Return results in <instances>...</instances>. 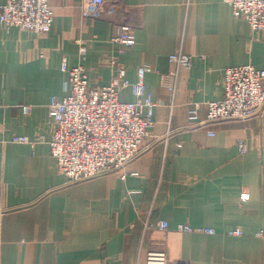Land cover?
I'll use <instances>...</instances> for the list:
<instances>
[{
	"label": "crops",
	"instance_id": "crops-1",
	"mask_svg": "<svg viewBox=\"0 0 264 264\" xmlns=\"http://www.w3.org/2000/svg\"><path fill=\"white\" fill-rule=\"evenodd\" d=\"M50 4L47 33L0 24V264H146L150 250L176 264H264V115L207 118L227 67L264 68V31L236 18L227 0H124L113 18L85 16L82 0ZM123 24L136 35L129 49L112 40ZM178 52L191 55V66L166 79ZM108 57L134 82L140 66L151 68L152 136L126 176L72 182L51 150L49 104L67 92L65 64L82 62L90 86L109 85ZM120 98L137 99L130 89ZM157 220L169 228L147 227ZM181 223L216 233L179 231Z\"/></svg>",
	"mask_w": 264,
	"mask_h": 264
},
{
	"label": "built area",
	"instance_id": "built-area-1",
	"mask_svg": "<svg viewBox=\"0 0 264 264\" xmlns=\"http://www.w3.org/2000/svg\"><path fill=\"white\" fill-rule=\"evenodd\" d=\"M124 0H82V13L96 18H113ZM236 18L247 21L255 32L264 31V0H227ZM54 11L50 0H5L0 5V24L10 31L18 27L42 35L51 30ZM122 49L136 44L134 28L120 25L112 38ZM80 54L85 58L86 41L80 42ZM114 74L109 85L90 86L85 65L81 62L68 69L67 92L54 96L49 104L53 121L50 146L60 171L72 182L82 181L105 173L120 172L126 176L127 165L138 157L151 138L154 124L155 101L145 83L146 73L151 68H138L137 81L127 77L126 68L116 57H108ZM192 57L187 53H172L169 56L170 71L166 79L175 76L180 66L190 67ZM163 78L166 82L167 80ZM130 89L137 98L123 101L120 93ZM26 112L29 106H24ZM208 120L238 118L242 120L264 115V68L251 63L230 66L225 69L224 95L219 100L207 102ZM198 104L190 108L191 118H196ZM26 141V137H22ZM240 152L246 154V139L237 141ZM6 210L0 209V241L2 219ZM150 229H168L166 220L147 223ZM183 232L216 233L212 227H193L189 223L177 226ZM231 235H241L240 229L230 230ZM260 235V233H258ZM146 264H176L170 261L164 250H150Z\"/></svg>",
	"mask_w": 264,
	"mask_h": 264
},
{
	"label": "rangeland",
	"instance_id": "rangeland-1",
	"mask_svg": "<svg viewBox=\"0 0 264 264\" xmlns=\"http://www.w3.org/2000/svg\"><path fill=\"white\" fill-rule=\"evenodd\" d=\"M62 172V171H61ZM65 174V173H64ZM66 175V174H65ZM67 176V175H66ZM68 177V176H67ZM69 179V178H68ZM89 179V178H88ZM78 182V181H77Z\"/></svg>",
	"mask_w": 264,
	"mask_h": 264
}]
</instances>
